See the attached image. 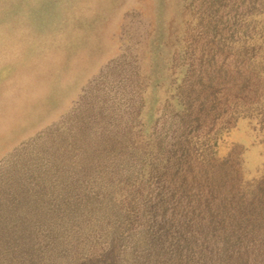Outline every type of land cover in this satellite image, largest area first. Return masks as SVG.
<instances>
[{"label":"rangeland","instance_id":"1","mask_svg":"<svg viewBox=\"0 0 264 264\" xmlns=\"http://www.w3.org/2000/svg\"><path fill=\"white\" fill-rule=\"evenodd\" d=\"M14 35L0 264H264V0H0Z\"/></svg>","mask_w":264,"mask_h":264},{"label":"bare ground","instance_id":"2","mask_svg":"<svg viewBox=\"0 0 264 264\" xmlns=\"http://www.w3.org/2000/svg\"><path fill=\"white\" fill-rule=\"evenodd\" d=\"M17 36L14 35L12 38L9 39V43L1 42L0 46L3 50L8 51V59H19V57L23 54L22 52L25 50L22 46L15 44L13 41V38H16ZM41 44L40 40H38ZM12 42V43H11ZM40 44L38 46H40ZM42 45V44H41ZM34 46V45H33ZM26 48L29 49V45H26ZM64 48V47H63ZM21 66V64H18ZM19 68V67H18ZM21 68V67H20Z\"/></svg>","mask_w":264,"mask_h":264}]
</instances>
